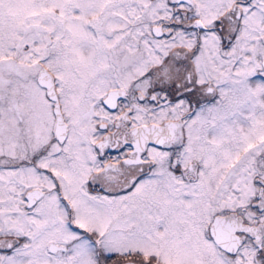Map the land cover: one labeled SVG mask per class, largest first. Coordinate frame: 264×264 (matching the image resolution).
<instances>
[{
    "label": "snow or ice",
    "instance_id": "6c2138e0",
    "mask_svg": "<svg viewBox=\"0 0 264 264\" xmlns=\"http://www.w3.org/2000/svg\"><path fill=\"white\" fill-rule=\"evenodd\" d=\"M0 264H264V0H0Z\"/></svg>",
    "mask_w": 264,
    "mask_h": 264
}]
</instances>
